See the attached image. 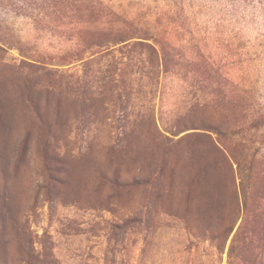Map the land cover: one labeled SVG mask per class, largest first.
I'll list each match as a JSON object with an SVG mask.
<instances>
[{
    "label": "rangeland",
    "instance_id": "1",
    "mask_svg": "<svg viewBox=\"0 0 264 264\" xmlns=\"http://www.w3.org/2000/svg\"><path fill=\"white\" fill-rule=\"evenodd\" d=\"M262 113L264 11L0 0V264H264Z\"/></svg>",
    "mask_w": 264,
    "mask_h": 264
},
{
    "label": "trees",
    "instance_id": "2",
    "mask_svg": "<svg viewBox=\"0 0 264 264\" xmlns=\"http://www.w3.org/2000/svg\"><path fill=\"white\" fill-rule=\"evenodd\" d=\"M264 0H238V6L244 11H250L251 14L255 15L258 13H263L264 11ZM137 46L144 47L146 49L155 51V47L153 45H147V44H136ZM157 51V50H156ZM261 119H264V113L260 115ZM248 200V196L246 194L243 195V203L246 205V202Z\"/></svg>",
    "mask_w": 264,
    "mask_h": 264
}]
</instances>
